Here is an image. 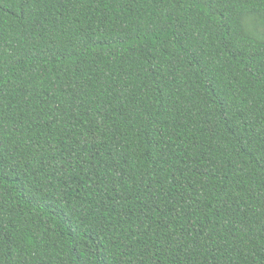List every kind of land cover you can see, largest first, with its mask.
<instances>
[{
  "label": "trees",
  "instance_id": "trees-1",
  "mask_svg": "<svg viewBox=\"0 0 264 264\" xmlns=\"http://www.w3.org/2000/svg\"><path fill=\"white\" fill-rule=\"evenodd\" d=\"M0 264H264V0H0Z\"/></svg>",
  "mask_w": 264,
  "mask_h": 264
}]
</instances>
